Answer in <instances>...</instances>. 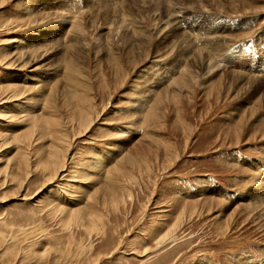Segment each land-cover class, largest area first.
I'll return each instance as SVG.
<instances>
[{
    "label": "rangeland",
    "instance_id": "rangeland-1",
    "mask_svg": "<svg viewBox=\"0 0 264 264\" xmlns=\"http://www.w3.org/2000/svg\"><path fill=\"white\" fill-rule=\"evenodd\" d=\"M156 2L0 0V264H264V0Z\"/></svg>",
    "mask_w": 264,
    "mask_h": 264
},
{
    "label": "bare ground",
    "instance_id": "bare-ground-1",
    "mask_svg": "<svg viewBox=\"0 0 264 264\" xmlns=\"http://www.w3.org/2000/svg\"><path fill=\"white\" fill-rule=\"evenodd\" d=\"M161 1V0H160ZM159 1V2H160ZM165 1V0H164ZM199 1V0H198ZM144 2V1H143ZM159 2H158V0H157V2L155 3V6H160V4H159ZM170 3V2H169ZM172 5V4H171ZM168 6V5H167ZM170 6V5H169ZM204 6V5H203ZM170 8V7H169ZM167 9V8H166ZM169 10V9H168ZM157 12V11H156ZM155 13V12H154ZM122 17H124V15H122ZM121 17V22L117 25V26H115L114 27V25H113V27L114 28H107V31H106V37L105 38H107V39H109L110 37H112V33H114V31H115V33H114V35H118L119 34V31H120V29L121 28H124V27H126V24H125V22L127 21V19H124V18H122ZM96 21H98L97 19H95ZM95 20H92L91 21V23L93 22H95ZM72 21H74L73 23H71V31L72 32H74L75 33V30H77V35L79 34V36H80V33L82 34L83 32V30L81 29V27H82V25L80 24V22H78V20L77 21H75V19H73ZM71 21V22H72ZM130 22H132V20L131 21H128V23L127 24H130ZM98 24H99V22L96 24V28H99L100 29V27L102 28V27H104V26H102V25H104V23L103 24H99V26H98ZM112 24V23H111ZM110 26V25H109ZM159 31H161L160 29H158L157 30V33L159 32ZM139 32V31H138ZM85 34V33H84ZM140 34H142V32H140ZM159 34H161V33H159ZM159 34H158V36H159ZM83 35V34H82ZM113 35V36H114ZM95 36V35H94ZM191 37H194L195 38V36H191ZM200 37V36H199ZM158 38V37H157ZM198 38V37H197ZM96 39H98V37L96 38ZM193 39V38H192ZM194 40H196V38L194 39ZM177 42L176 43H178V44H170V46H169V48L168 49H170L169 51L171 52V50H173V47L175 46V45H177V46H180V43L182 44V42H183V40H182V38H178V40H176ZM193 41V40H192ZM193 42H195V41H193ZM200 42V41H199ZM186 43V42H185ZM198 43V42H197ZM18 44H20L19 42H18ZM200 44H201V42H200ZM136 48H140V44H136ZM176 48V47H175ZM168 51V52H169ZM166 52V51H165ZM173 52V51H172ZM169 54V53H168ZM13 60H19V57L17 56V57H15ZM17 62V61H16ZM13 63V62H12ZM211 63V62H210ZM21 64V65H20ZM25 64H27V61L26 62H17V64H16V66H17V68H19V67H24L25 66ZM13 67H14V65H13ZM16 68V67H15ZM68 69L70 70V71H72L73 72V74H71L69 77H68V79L70 80V82L72 83V85H77V84H79L81 81L79 80V77H78V74H80L81 73V71H80V69H79V67H76V68H74L73 66H68ZM208 69H210V70H212V64H208ZM176 78V80L175 81H172V85H178L179 86V88L181 89V90H183V89H185V88H188V89H193V87L194 86H196V85H200L199 84V76L197 75V73L194 71V70H192V69H190V68H187V67H184V68H182L180 71H179V75L178 76H176L175 77ZM10 90H18V89H25V88H27L26 86H21V85H18V84H12V85H9V87H8ZM178 88V87H177ZM176 88V89H177ZM7 89V88H6ZM178 90V92H180V90L179 89H177ZM52 91V90H51ZM67 91L71 94V95H76L77 94V90H76V88H69L68 87V89H67ZM147 91H149L148 89H144L143 90V92H147ZM172 91V90H171ZM54 92H55V90H54ZM53 92V95H52V93L50 94V95H46L45 97H44V101H46L47 102V104L45 105L44 104V102H43V108H42V112L41 113H39V114H34V115H30L29 116V121H30V124H32V125H30V124H28L29 125V127L31 126L32 128L31 129H26L25 131H27L26 132V137H28L27 138V140L28 139H30V136H32V134L34 133V130H36V128H38L37 126H35V122L37 121H39L41 118L43 119V121L45 122V123H49V124H51V126H52V124H56V123H61L60 121H59V119L55 116V115H51L50 114V112L52 111V109H51V105H54L55 104V99H54V95H55V93ZM177 92V91H176ZM170 93H172L173 94V92H170ZM48 94H49V92H48ZM171 94V95H172ZM174 94H175V91H174ZM173 94V95H174ZM179 94V93H178ZM176 95H177V93H176ZM7 96V95H6ZM12 96L13 97H11V98H17L16 96H18V93H12ZM174 98V97H173ZM177 98V97H176ZM155 99H160V96H158V97H155L154 98V100ZM45 102V103H46ZM154 105L156 106V103L154 104V102H153V105H151V103H149V104H147L146 106H144L143 107V109H144V113H143V117L144 116H149V115H154L155 114V111H154ZM78 108L80 109V106H78ZM156 108V107H155ZM158 108V107H157ZM50 110V111H49ZM159 110V109H158ZM158 110H157V112H158ZM53 114V113H52ZM157 114V113H156ZM52 116V117H51ZM56 118V121H55V119H54V117ZM153 117V116H152ZM39 119V120H38ZM85 120V118H81V121H82V123H83V121ZM145 119V118H144ZM50 121V122H49ZM36 122V123H37ZM81 123V122H80ZM87 125V124H86ZM88 125H89V123H88ZM44 127L45 126H47V125H43ZM50 126V125H49ZM45 129H47V128H45ZM32 131V133H30ZM5 134H2V137L4 136ZM21 135L22 134H20V135H18L19 137H21ZM5 137V136H4ZM19 137H16V138H11V139H13L14 141H15V143L17 142V140H18V138ZM53 137V136H52ZM23 138H25V137H23ZM21 139V138H20ZM20 141V140H19ZM19 143V142H18ZM56 150V152L54 153V155H56L57 154V152H58V150L57 149H55ZM18 152H19V149H18ZM21 153H22V151H21ZM60 153V152H59ZM49 154H50V152H49ZM17 155V154H16ZM19 155H20V153H19ZM23 156H21V158H20V156H18L19 158H20V160L22 161L21 163H20V161H18L21 165H27V161H26V158H25V156L26 155H24V154H22ZM60 157V156H59ZM59 160V159H58ZM129 160H132V158L130 157V159ZM131 162H135V159L133 158V160L131 161ZM18 166H20V165H17V167ZM63 166H64V164H62L61 165V168H60V171L63 169ZM21 168V167H20ZM59 168H57V169H54V171L55 172H57V171H59ZM17 170H18V168H17ZM20 170V169H19ZM19 172V171H18ZM54 172V173H55ZM57 174V173H56ZM10 176H11V174H10ZM18 177V176H17ZM105 177H107L108 178V180L110 179L109 178V176H108V174H106V176ZM25 178V177H24ZM19 181H20V179H19ZM23 182V181H22ZM90 194V193H89ZM88 202V201H87ZM90 216H91V214H90ZM159 242H161V241H159Z\"/></svg>",
    "mask_w": 264,
    "mask_h": 264
}]
</instances>
